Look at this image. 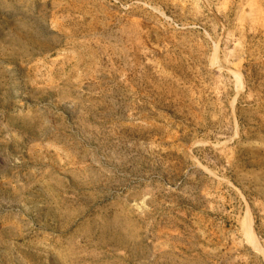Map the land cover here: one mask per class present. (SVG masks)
<instances>
[{"label":"rangeland","instance_id":"obj_1","mask_svg":"<svg viewBox=\"0 0 264 264\" xmlns=\"http://www.w3.org/2000/svg\"><path fill=\"white\" fill-rule=\"evenodd\" d=\"M0 264H264V0H0Z\"/></svg>","mask_w":264,"mask_h":264}]
</instances>
